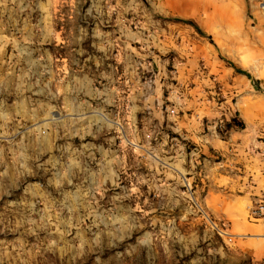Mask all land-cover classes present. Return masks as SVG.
Instances as JSON below:
<instances>
[{
    "label": "rangeland",
    "instance_id": "rangeland-1",
    "mask_svg": "<svg viewBox=\"0 0 264 264\" xmlns=\"http://www.w3.org/2000/svg\"><path fill=\"white\" fill-rule=\"evenodd\" d=\"M260 204L264 0H0V264H264Z\"/></svg>",
    "mask_w": 264,
    "mask_h": 264
},
{
    "label": "trees",
    "instance_id": "trees-1",
    "mask_svg": "<svg viewBox=\"0 0 264 264\" xmlns=\"http://www.w3.org/2000/svg\"><path fill=\"white\" fill-rule=\"evenodd\" d=\"M187 24H190L191 26H193L199 33L203 34V32L201 31V29L198 27V25L192 20V19H185V20H181ZM236 71L240 72V73H243L245 74L246 76H248L249 78H251L252 82L253 83H257V80L256 79H253L250 74L243 70V69H240V68H236ZM229 126H230V123H227ZM235 125L239 126V127H243V122L241 120H238Z\"/></svg>",
    "mask_w": 264,
    "mask_h": 264
},
{
    "label": "built area",
    "instance_id": "built-area-1",
    "mask_svg": "<svg viewBox=\"0 0 264 264\" xmlns=\"http://www.w3.org/2000/svg\"><path fill=\"white\" fill-rule=\"evenodd\" d=\"M253 212L264 213V205H258L257 208L253 210Z\"/></svg>",
    "mask_w": 264,
    "mask_h": 264
},
{
    "label": "crops",
    "instance_id": "crops-1",
    "mask_svg": "<svg viewBox=\"0 0 264 264\" xmlns=\"http://www.w3.org/2000/svg\"><path fill=\"white\" fill-rule=\"evenodd\" d=\"M248 228H252V227H248Z\"/></svg>",
    "mask_w": 264,
    "mask_h": 264
}]
</instances>
